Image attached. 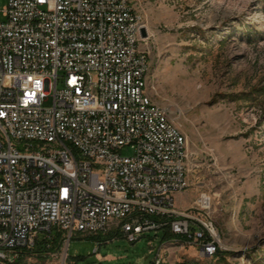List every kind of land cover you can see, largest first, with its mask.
<instances>
[{
  "label": "built area",
  "instance_id": "2783aa9c",
  "mask_svg": "<svg viewBox=\"0 0 264 264\" xmlns=\"http://www.w3.org/2000/svg\"><path fill=\"white\" fill-rule=\"evenodd\" d=\"M0 14V264L21 253L67 264L66 240L112 229L131 242L164 229L217 255L213 222L176 207L187 138L146 100L150 56L132 2L6 0ZM210 205L205 195L197 208Z\"/></svg>",
  "mask_w": 264,
  "mask_h": 264
},
{
  "label": "rangeland",
  "instance_id": "374dc122",
  "mask_svg": "<svg viewBox=\"0 0 264 264\" xmlns=\"http://www.w3.org/2000/svg\"><path fill=\"white\" fill-rule=\"evenodd\" d=\"M131 1L148 30L150 92L187 138L189 186L176 207L212 221L221 250L201 257L182 238L164 241V229L135 242L112 229L66 240L67 264H152L158 252L159 264H264V0Z\"/></svg>",
  "mask_w": 264,
  "mask_h": 264
},
{
  "label": "bare ground",
  "instance_id": "6f19581e",
  "mask_svg": "<svg viewBox=\"0 0 264 264\" xmlns=\"http://www.w3.org/2000/svg\"><path fill=\"white\" fill-rule=\"evenodd\" d=\"M126 1H131V0H126ZM132 8L136 10L133 4H132ZM149 69H150V61L147 63V68L145 69V71H143L142 89H144L146 93V100H153L154 97L150 92L149 81H148ZM3 139L11 140V131H3ZM53 150H62V142H54ZM81 161H89V154H81ZM156 198H166V190H156ZM32 255L33 253H21L20 255H18L17 264H20L19 261L23 257L32 258ZM159 262L160 260L157 261V264H159ZM23 264H31V263L24 262ZM35 264H40V263H35Z\"/></svg>",
  "mask_w": 264,
  "mask_h": 264
},
{
  "label": "trees",
  "instance_id": "16d2710c",
  "mask_svg": "<svg viewBox=\"0 0 264 264\" xmlns=\"http://www.w3.org/2000/svg\"><path fill=\"white\" fill-rule=\"evenodd\" d=\"M175 238H179V237L172 234L170 231L165 230L164 241H168V240L175 239ZM152 264H155V262H153ZM176 264H203V263H201L200 261H197V260L187 259V260L177 262Z\"/></svg>",
  "mask_w": 264,
  "mask_h": 264
},
{
  "label": "water",
  "instance_id": "95a60500",
  "mask_svg": "<svg viewBox=\"0 0 264 264\" xmlns=\"http://www.w3.org/2000/svg\"><path fill=\"white\" fill-rule=\"evenodd\" d=\"M141 33H142V37H143V38L148 37V30H147L146 27H143V28L141 29Z\"/></svg>",
  "mask_w": 264,
  "mask_h": 264
},
{
  "label": "crops",
  "instance_id": "0c3cea01",
  "mask_svg": "<svg viewBox=\"0 0 264 264\" xmlns=\"http://www.w3.org/2000/svg\"><path fill=\"white\" fill-rule=\"evenodd\" d=\"M177 195H178V196H181V195H182V193H181V192H178V193H177ZM177 195H176V196H177Z\"/></svg>",
  "mask_w": 264,
  "mask_h": 264
}]
</instances>
